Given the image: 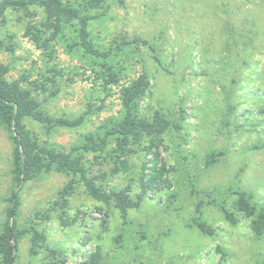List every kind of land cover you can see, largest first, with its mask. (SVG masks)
<instances>
[{"label":"rangeland","instance_id":"rangeland-1","mask_svg":"<svg viewBox=\"0 0 264 264\" xmlns=\"http://www.w3.org/2000/svg\"><path fill=\"white\" fill-rule=\"evenodd\" d=\"M68 1L92 16L89 38L105 57L78 44L75 22L40 49L26 35L44 21L38 5L0 16V63L9 79L43 84L36 94L48 114L83 117L74 127L26 118L39 144L68 152L85 135H102L122 114L120 89L141 74L149 85L137 115L159 112L169 126L150 151L146 137L131 142L126 169L114 172L106 151L83 155L88 176L138 202L125 217L79 179L63 194L66 172L24 182L16 264H48L53 250L63 264L89 262L96 250L95 264H264V234L254 236L232 208L238 190L264 206V0ZM13 148L0 127V229L16 189ZM154 165L165 170L151 180ZM35 229L45 238L31 250Z\"/></svg>","mask_w":264,"mask_h":264},{"label":"trees","instance_id":"trees-1","mask_svg":"<svg viewBox=\"0 0 264 264\" xmlns=\"http://www.w3.org/2000/svg\"><path fill=\"white\" fill-rule=\"evenodd\" d=\"M30 4L38 5L44 12V21L40 26L29 25L26 35L40 49H47L50 43L58 35L64 24L75 22L78 44L92 55L106 56L107 52L97 50L89 38L88 24L92 16L83 12L82 8L68 0H1L0 16L8 8L27 9ZM86 7V6H85ZM9 66L0 63V127L7 129L14 144L12 156V173L16 189L9 197V205L6 209V219L0 229V264H16L17 242L22 230L17 227V208L19 205V189L27 180L55 169L56 171L70 174L71 180L64 188L63 194H68L73 188V182L80 180L87 192L98 200L104 202L114 201L122 214L126 216L128 208L138 206V202L132 200L125 189L106 190L102 184H98L97 177L88 176L87 167L83 162L86 152L106 151L109 157L116 162L114 172L127 168L128 162L124 156L129 152V144L148 138L149 143L144 147L150 151L157 148L161 142L160 136L169 126L167 120L159 112L152 118L137 115L139 99L147 90L149 81L146 74H141L120 89L122 114L119 118L113 117L110 122L103 125L102 135L97 131L85 135L79 143L74 144L68 152L58 150L49 145H40L36 137L27 128L25 119L30 118L47 126L74 127L79 125L83 117L69 119L48 114L41 108L37 92L43 89V84L28 82L24 75L15 79L8 77ZM48 80L49 76H46ZM109 81H117L114 73H110ZM109 145L108 148H106ZM155 170L154 180L164 171V167L153 166ZM143 178V176L141 177ZM143 180V179H142ZM237 198L232 204L235 211L242 213L250 221L251 232L256 237L264 234V206L256 203L245 190L236 191ZM228 212V211H226ZM228 214H232L228 212ZM203 228V224L198 223ZM44 236L38 230L32 231L31 250L44 240ZM34 252V251H33ZM52 251L53 258L48 264H63ZM98 252L91 255L89 262L82 264H95Z\"/></svg>","mask_w":264,"mask_h":264}]
</instances>
